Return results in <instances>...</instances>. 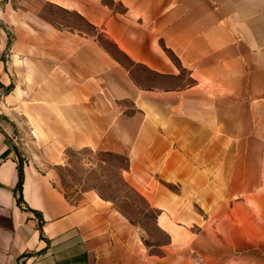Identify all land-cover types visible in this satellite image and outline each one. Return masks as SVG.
Returning <instances> with one entry per match:
<instances>
[{
	"label": "crops",
	"instance_id": "crops-1",
	"mask_svg": "<svg viewBox=\"0 0 264 264\" xmlns=\"http://www.w3.org/2000/svg\"><path fill=\"white\" fill-rule=\"evenodd\" d=\"M31 15L0 6V264H198L182 192L264 190V0H34ZM66 148L124 156L169 243L151 251L94 188L66 197Z\"/></svg>",
	"mask_w": 264,
	"mask_h": 264
},
{
	"label": "rangeland",
	"instance_id": "rangeland-1",
	"mask_svg": "<svg viewBox=\"0 0 264 264\" xmlns=\"http://www.w3.org/2000/svg\"><path fill=\"white\" fill-rule=\"evenodd\" d=\"M0 6L12 22L32 23V18L34 20L31 15L34 0H0ZM42 9L46 11L44 16L54 18L55 22L90 34L94 32L75 12L48 5ZM7 33L11 39L13 32L8 30ZM99 38L107 49L123 60L109 41L101 36ZM140 75L149 77L142 71ZM140 81L155 80L150 77ZM124 165L125 159L121 156L89 149L66 148L56 169L59 185L66 197L77 201L84 190L96 189L142 231L150 250L157 251L156 246L169 243V236L158 227L156 212L148 206L144 196L122 179L120 168ZM219 186L221 184L217 185ZM172 189L179 192L176 186H172ZM214 191L215 194L209 198H200L199 194H192L190 191L182 192L188 200L202 204L194 203L187 207L186 210L192 212L194 218L185 222V233L181 237L183 239L179 240L184 247L192 244L199 247V251L190 252V260L198 264H256V259H262L264 264V222L260 221L264 217V190L260 186L257 190L248 189L241 194L232 192L230 199L226 191Z\"/></svg>",
	"mask_w": 264,
	"mask_h": 264
},
{
	"label": "trees",
	"instance_id": "trees-1",
	"mask_svg": "<svg viewBox=\"0 0 264 264\" xmlns=\"http://www.w3.org/2000/svg\"><path fill=\"white\" fill-rule=\"evenodd\" d=\"M109 154H111V153H109ZM114 155H117V154H114ZM117 156H121V155H117ZM121 157H123L125 159V165L120 168V173H121V170L125 169L128 165V160L124 156H121ZM22 179H23V173H22V167H21V163H20L18 166V181L16 184V199H17L18 203H21V201H22V197H21Z\"/></svg>",
	"mask_w": 264,
	"mask_h": 264
}]
</instances>
